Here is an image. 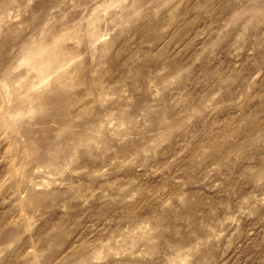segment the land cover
Returning <instances> with one entry per match:
<instances>
[{
    "label": "rangeland",
    "instance_id": "obj_1",
    "mask_svg": "<svg viewBox=\"0 0 264 264\" xmlns=\"http://www.w3.org/2000/svg\"><path fill=\"white\" fill-rule=\"evenodd\" d=\"M0 264H264V0H0Z\"/></svg>",
    "mask_w": 264,
    "mask_h": 264
}]
</instances>
